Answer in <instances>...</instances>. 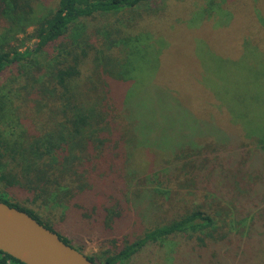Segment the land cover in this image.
I'll use <instances>...</instances> for the list:
<instances>
[{"label":"trees","instance_id":"16d2710c","mask_svg":"<svg viewBox=\"0 0 264 264\" xmlns=\"http://www.w3.org/2000/svg\"><path fill=\"white\" fill-rule=\"evenodd\" d=\"M36 1L0 0V75L10 76L7 84H0V163L4 166L0 169V182L7 188L31 194L29 201L39 206L47 204L49 195L58 187L67 186L60 191L66 201H71L83 191H92L93 174L84 165L90 164L93 157L99 160L104 146L111 145L113 150L118 152V146L123 151L117 165L127 188L132 178L125 177L130 166L124 161L127 157L136 159L144 147L129 149L130 152L125 149L129 144L136 146L134 128L143 123L138 116L139 98L128 101L123 94L118 98L115 86L135 80L144 64L140 48L150 35L137 36L130 30L144 15L151 14L148 13L152 11L151 4L157 0H56L51 13L34 25L32 46L20 49L10 41H16L18 33L28 25ZM112 15L116 16L114 23L108 19ZM260 25L264 30V20ZM261 41L252 40L254 50L241 55L242 60L232 64L230 73L221 68L225 76L222 73L221 78L215 73L217 79L206 85L211 97L219 103L217 108L228 110L230 122L239 124L245 138L252 139L257 149L246 154L239 152V148L227 151L224 142L230 137L221 133L214 117L205 131L184 127L190 131L189 137L206 139L203 136L207 135L217 141L214 142L217 149L204 145L211 155L215 151V156L205 157L197 149L195 154L199 157L188 158L185 152L189 143L169 151L173 158L177 154L188 158L176 169L186 174V185L195 184L200 178L207 181L211 202L200 203L169 223L146 228L112 253L87 257L91 262L119 264L149 245L172 240L180 241L188 251L181 264H264V41L259 44ZM50 50L55 53L50 55ZM28 108L32 112L29 110L26 115ZM25 122L34 126L32 132ZM143 128L141 132L145 133L144 124ZM196 144L193 142L191 149ZM221 152L226 153L219 157ZM131 168L135 170L132 173L141 171V161L133 160ZM167 169L155 174L162 181L152 179L161 188H171L175 181ZM203 170L206 175L202 173L200 177ZM114 177L115 174L110 180ZM143 181L142 191H157L147 188L148 178ZM2 198L0 195L1 202L26 212L69 245L33 211ZM105 211V223L111 224L118 214L108 208ZM0 264L22 263L0 251Z\"/></svg>","mask_w":264,"mask_h":264},{"label":"rangeland","instance_id":"374dc122","mask_svg":"<svg viewBox=\"0 0 264 264\" xmlns=\"http://www.w3.org/2000/svg\"><path fill=\"white\" fill-rule=\"evenodd\" d=\"M55 3L56 0H37L28 25L18 33L16 41L11 40L10 43L22 49L31 47L35 41L30 38L34 25L51 13ZM221 3L223 8H220ZM151 8L154 12H148L151 14L144 15L142 21L130 30L135 31L134 35L137 36L150 35L144 47L140 48L144 64L135 75V80L115 86L118 98L122 94L128 101L139 98L137 103L141 113L138 116L147 127L142 133L143 124L135 126L136 146L129 144V148L125 149L130 152L131 149L135 151L144 147L136 159L127 157L124 161L130 166L125 177L130 176L127 179L132 178V183H127L126 188L120 179L117 164L122 160L123 151L117 146V152L111 145L104 146L99 160L93 157L90 164L84 165L93 174L92 191H83L71 201H66L67 198L60 191L67 189V186L58 187L49 195L47 204L39 206L29 201L31 194L7 188L0 182V195L3 198L7 201L9 198L33 211L65 238L69 246L79 248L87 257H98L106 251L112 253L121 245L133 241L146 228L169 223L184 211L200 203L211 202L206 180L200 178L188 186L185 184L188 179L186 174L176 169L189 157H199L195 154L197 149L205 157L215 156V151L211 155L210 149L204 148V145L217 149L214 145L217 141L207 135L203 136L206 139L189 137L190 131L184 127L201 132L206 130L209 126L207 123L214 117L219 122L221 133L230 137L224 142L227 151L229 148H239V152L246 154L249 150L257 149L252 139L245 138L240 125L230 122L228 110L222 106L217 108L219 103L211 97L206 85L212 79H217L215 73L221 78L222 73L225 76V70L221 68L230 73L232 64L242 60L241 55L244 57L245 53L254 50L252 40H262L264 30L260 24L264 20V0H157L151 4ZM108 19L114 23L116 16H109ZM125 50L130 52L128 48ZM54 53L52 50L50 55ZM9 78L8 73L1 74L0 84H7ZM29 110L32 112L28 108L26 115ZM25 126L29 132L34 130L31 122H25ZM193 142L197 143L198 148L191 149ZM180 144H188L189 150L185 152L188 158L178 154L173 158L169 152L172 147L176 150ZM153 150L154 155H151ZM224 153H218L219 157ZM137 159L141 161L142 169L132 173L135 171L131 168L133 160L135 162ZM165 167H168L166 172L170 173V177L175 179L171 188H161L152 181L163 180L156 178L155 174H160ZM0 169H4L2 163ZM200 173L202 177V173L206 175V170ZM113 174L115 177L110 180ZM147 178V188L157 191H142L143 180ZM64 184L67 182L64 181ZM223 198H226L225 195ZM107 208L118 214L111 224L105 223ZM187 254L180 241H162L145 247L119 264H181Z\"/></svg>","mask_w":264,"mask_h":264},{"label":"water","instance_id":"95a60500","mask_svg":"<svg viewBox=\"0 0 264 264\" xmlns=\"http://www.w3.org/2000/svg\"><path fill=\"white\" fill-rule=\"evenodd\" d=\"M0 251L22 264H94L29 214L1 201Z\"/></svg>","mask_w":264,"mask_h":264}]
</instances>
